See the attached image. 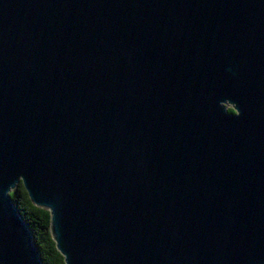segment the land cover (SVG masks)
<instances>
[{"label":"water","instance_id":"water-1","mask_svg":"<svg viewBox=\"0 0 264 264\" xmlns=\"http://www.w3.org/2000/svg\"><path fill=\"white\" fill-rule=\"evenodd\" d=\"M19 184L64 264H264V0H0V264H41Z\"/></svg>","mask_w":264,"mask_h":264},{"label":"trees","instance_id":"trees-1","mask_svg":"<svg viewBox=\"0 0 264 264\" xmlns=\"http://www.w3.org/2000/svg\"><path fill=\"white\" fill-rule=\"evenodd\" d=\"M227 111L233 113L230 108ZM9 197L33 236L41 264H64L50 232L49 212L34 206L21 184L9 193Z\"/></svg>","mask_w":264,"mask_h":264}]
</instances>
